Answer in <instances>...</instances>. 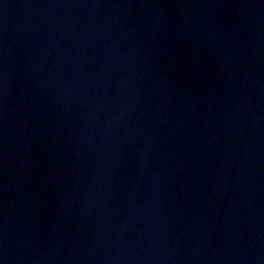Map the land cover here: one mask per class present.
Masks as SVG:
<instances>
[{
  "label": "water",
  "instance_id": "1",
  "mask_svg": "<svg viewBox=\"0 0 264 264\" xmlns=\"http://www.w3.org/2000/svg\"><path fill=\"white\" fill-rule=\"evenodd\" d=\"M0 264H264V0H0Z\"/></svg>",
  "mask_w": 264,
  "mask_h": 264
}]
</instances>
